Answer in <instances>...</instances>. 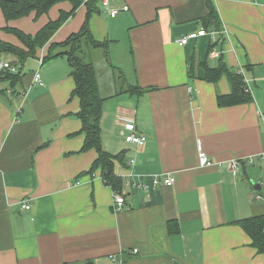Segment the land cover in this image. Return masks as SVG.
Here are the masks:
<instances>
[{"label": "crops", "instance_id": "crops-1", "mask_svg": "<svg viewBox=\"0 0 264 264\" xmlns=\"http://www.w3.org/2000/svg\"><path fill=\"white\" fill-rule=\"evenodd\" d=\"M208 2L219 31L203 28L207 0H108L128 11L111 18L101 6L90 18L94 38L109 42V63L120 68L130 57L128 71L120 68L125 80L152 89L114 96V84L103 96L97 76L106 98L101 146L120 154L114 163L119 191L99 170L87 174L97 153L80 151L79 104L70 99L73 81L64 57L40 67L29 58L19 83L0 84V264H264L238 224L264 214V198L254 189L264 182V0ZM70 10L64 1L38 18L31 13L8 22L0 10V43L20 47L5 28L34 35ZM85 13L79 6L50 43L77 33ZM200 29L207 35L177 44ZM211 49L217 57L209 56ZM3 54L0 61L14 59ZM29 60L35 64L27 67ZM219 61L231 74L243 73L249 102L217 105L216 95L230 92L229 81L206 82L204 68ZM38 67L41 89L32 86ZM126 122L146 137L143 147L125 142ZM197 140L209 166L198 165ZM232 160L240 164L235 173ZM157 175L173 176L175 183L148 190L131 185ZM113 193L124 197L121 212L112 210ZM171 223L177 232L169 231Z\"/></svg>", "mask_w": 264, "mask_h": 264}, {"label": "trees", "instance_id": "trees-1", "mask_svg": "<svg viewBox=\"0 0 264 264\" xmlns=\"http://www.w3.org/2000/svg\"><path fill=\"white\" fill-rule=\"evenodd\" d=\"M67 1L71 4V10L67 13H60L56 20L48 21L36 34H26L18 29L5 28V31L12 34L21 44L20 47L7 43H0V52L12 55L15 61L21 65L29 58L38 59V50L47 46L43 56V63L49 62L57 57H64L71 69L70 77L73 81V88L70 99H77L79 104L78 111L74 116L80 122L78 134L84 136V141L80 149L81 152L95 150L96 159L93 161L87 174L99 170L104 183L112 191H119L121 182L114 174V163L120 154L112 155L101 146L100 120L102 107L106 98L99 93L97 73L95 67V57L100 52L101 58L109 66L114 82L118 80L121 84H116L117 91L114 94L127 93L131 96H140L152 90L143 88L137 84H130L125 80L122 71L109 63V42L98 41L89 29L90 18L93 14L101 10V0H0V10L4 19L8 22L29 16L31 13L38 18L46 14L55 4ZM207 0L206 15L201 18L203 28L219 31L220 21L215 8ZM85 6V21L81 29L68 36L59 43H50L53 35L59 28L75 13L79 6ZM214 45V44H213ZM223 76H226L230 84V92L225 95H216V103L219 107H228L244 104L251 100L244 77L242 74H231L226 66L219 61L216 68H204V80L215 84ZM21 73H10L9 71L0 72V84L8 82L11 86L19 83L22 79ZM4 92L0 88V94ZM240 227L248 234L251 245L257 253L264 254V214L253 216L238 222ZM177 224L171 223L169 231L177 232ZM173 226V227H172Z\"/></svg>", "mask_w": 264, "mask_h": 264}, {"label": "built area", "instance_id": "built-area-1", "mask_svg": "<svg viewBox=\"0 0 264 264\" xmlns=\"http://www.w3.org/2000/svg\"><path fill=\"white\" fill-rule=\"evenodd\" d=\"M88 0H84V2H86ZM101 6H103V9L108 13V15L111 18H114L120 11H128V7L122 6V7H111L108 4V0H101ZM207 32L204 29H200L196 32H192L189 33L185 36H183L180 40L177 41V44L179 46H185L187 44V42L189 40H193L196 39L198 37L201 36H206ZM214 40L212 41H216V38H213ZM209 56L211 58L217 57L218 53L215 50H210L209 51ZM43 56H40L37 59V63L39 65V67L42 65L43 63ZM3 71H9L10 73L16 74V73H21V65L15 61V59L13 60H9V61H0V72ZM239 74H242V72H238ZM244 77V76H243ZM244 83L247 86V81L244 78ZM32 86H37V87H43L44 83L42 81L41 75L39 73V70H35L33 72V76H32ZM247 90V88H246ZM15 122L17 121L16 119L14 120ZM124 131H125V136H124V140L126 143L128 144H133L135 146H137L138 148H141L145 145L146 143V137L137 132V129L134 125L133 122H126L124 125ZM264 157V156H262ZM197 161H198V165L200 167H206L209 166L211 164V161L208 159L206 153L202 150L201 148V143L199 140H197ZM252 160L249 159V162H251ZM131 163H133V161H131ZM228 167L229 169H231V171H233L234 173L237 171V169L240 167V164L238 161L236 160H232L228 163ZM131 185L134 187H138L141 188L143 190H148L150 188L156 187V186H160V185H164V186H172L175 183V178L173 176H152L150 177V181L149 183H137L134 181H131ZM261 188L264 191V182L260 184ZM257 198H260V196H257ZM124 197L122 194L119 193H113V204H112V210L114 212H121L124 210ZM23 209L25 210H29L30 206L28 203L23 204L22 206ZM134 253H136V250H133Z\"/></svg>", "mask_w": 264, "mask_h": 264}, {"label": "rangeland", "instance_id": "rangeland-1", "mask_svg": "<svg viewBox=\"0 0 264 264\" xmlns=\"http://www.w3.org/2000/svg\"><path fill=\"white\" fill-rule=\"evenodd\" d=\"M100 19H103V18L100 17ZM106 23H107V21H106ZM122 46L123 45H120V47H122ZM127 54H130L129 53V50H128ZM0 56H2V57L4 56L5 57L4 54L3 55H0ZM94 57H95V61L94 62H95V65L97 67L96 68L97 69V73H99V75L97 74V76H99V81H100V84H101V90L103 91L102 94H103V96H105L106 93L109 92V90H110L109 88H111L112 85H114V84H121V83L118 82V80H116L115 82H113L110 79L111 75H109V73L107 72V69H108L107 64L101 58L100 52H97L96 55H94ZM30 64H35V63H34V61L29 60L27 62V64H26V66L28 67ZM119 64H120V68L122 70H124V72H127L128 69L131 66V58L127 56V60L126 61H120ZM45 66L46 65H44V67L42 68V70L45 68ZM120 68H118V69L120 70ZM38 70L40 71V68ZM4 86H6V85H4ZM38 88L41 89L42 87H38ZM116 88L117 87H115L114 89L116 90Z\"/></svg>", "mask_w": 264, "mask_h": 264}, {"label": "water", "instance_id": "water-1", "mask_svg": "<svg viewBox=\"0 0 264 264\" xmlns=\"http://www.w3.org/2000/svg\"><path fill=\"white\" fill-rule=\"evenodd\" d=\"M254 189H255L256 191H258V193H259L260 195H262L263 198H264V193L261 191V186H260V184H255V185H254Z\"/></svg>", "mask_w": 264, "mask_h": 264}]
</instances>
